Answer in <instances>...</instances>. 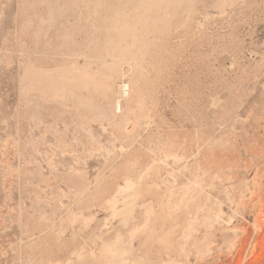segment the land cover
<instances>
[{
    "label": "rangeland",
    "instance_id": "rangeland-1",
    "mask_svg": "<svg viewBox=\"0 0 264 264\" xmlns=\"http://www.w3.org/2000/svg\"><path fill=\"white\" fill-rule=\"evenodd\" d=\"M135 258L264 264V0H0V264Z\"/></svg>",
    "mask_w": 264,
    "mask_h": 264
},
{
    "label": "bare ground",
    "instance_id": "bare-ground-1",
    "mask_svg": "<svg viewBox=\"0 0 264 264\" xmlns=\"http://www.w3.org/2000/svg\"><path fill=\"white\" fill-rule=\"evenodd\" d=\"M29 69H30V71L28 70V79H34V78H36V77H39V76H44V73H42V72H39V71H37V70H35V69H33L32 67H29ZM47 80V79H46ZM46 82V84H49L50 83V80H47V81H45ZM48 88V87H47ZM168 171V170H167ZM157 172V171H156ZM169 172V173H168ZM167 173V175H165V176H167L168 177V175L170 174V173H172L173 174V172H170V171H168ZM158 173V172H157ZM154 174H156V173H154ZM149 175V174H148ZM173 176H175V178L177 177L176 175H173ZM162 177H163V175H162ZM172 177V175L170 176V178ZM166 178V177H165ZM170 178H168V179H170ZM172 179V178H171ZM174 179V178H173ZM172 179V180H173ZM143 180V179H142ZM167 179H165L164 181H166ZM162 181H163V178H162ZM163 181V182H164ZM173 181H175V179L173 180ZM145 183H146V185H147V187H144L143 185H142V187H143V189L145 188V190H147L148 189V186L150 187V184L148 185V183L146 182V181H144ZM170 181H168V185H171L170 183H169ZM177 182V181H176ZM166 183V182H165ZM130 184H132V183H130ZM176 185V184H175ZM174 185V186H175ZM132 186H134L133 184H132ZM141 186V185H140ZM171 186H173V185H171ZM123 187H125V189L123 188ZM122 187V192H120L121 193V195H123V200L125 201V199L126 200H128L127 198H129V199H131L132 200V202H133V204H136L137 202H138V200H140L139 198H138V196L137 195H139V196H142V194H139L138 192H137V190H136V192H137V194L136 193H133V191L131 190V189H128V188H131L130 186L128 187V186H123ZM126 187H128L127 189H126ZM136 187V185L134 186V188ZM142 187L141 188H139V189H141V191H144L143 189H142ZM124 189V190H123ZM135 192V191H134ZM146 192V191H145ZM149 193H151V192H149ZM153 193H155V191L154 192H152L151 194H153ZM156 194H158L157 192H156ZM155 194V195H156ZM146 195V193L145 194H143V196H145ZM152 196V195H151ZM153 196H154V194H153ZM153 196H152V199H157V200H155L154 201V203H158L157 205H161V204H159L160 202V199H158L156 196H154V197H156V198H153ZM131 197V198H130ZM158 197H159V195H158ZM161 197H163V196H161ZM165 197H167V196H165ZM150 198V197H149ZM115 200V199H114ZM159 200V201H158ZM113 202H115V201H113ZM131 202V201H130ZM115 205V204H114ZM114 205L112 206V204H111V207H114ZM132 205V204H131ZM157 205L155 204V206L157 207ZM128 206V205H127ZM162 206V205H161ZM116 207V206H115ZM164 207V206H163ZM163 207H161V212L162 213H160L159 212V214H161V215H164L165 216V214H166V212L165 213H163L164 212V209H162ZM112 209V208H111ZM112 212H114V211H112ZM125 212V211H124ZM117 212H115V213H113V214H116ZM120 213V212H119ZM118 213V214H119ZM126 213V212H125ZM130 213V212H129ZM118 214H116V215H118ZM125 214H123V217H122V220H123V218H124V220H128V219H130L131 217L130 216H128V214L127 215H125ZM169 215L170 214H168V216L166 215L165 217H169ZM174 215V214H173ZM179 215V214H178ZM154 216V215H153ZM160 215H158V217H155V218H159V221H157V219H156V223L154 222V221H152V223H153V225L152 224H150V226L152 225V227L149 229L148 227V229L150 230H148L149 232H147V230L144 232V233H146L145 235L147 236V235H149L148 236V240H151V239H153V240H156V243H158L159 245H161V247H163L164 249H166L167 250V248L168 247H170V245L171 244H169V238H171V236H173L170 240L171 241H173V244L174 243H176V245H177V242H178V240L175 238V233H174V229L172 230V228L170 229H167L166 231L164 230V228L166 227V222L168 221V219L170 218H166V219H162V217L160 218L159 217ZM119 217V216H118ZM129 217V218H128ZM126 218H128V219H126ZM150 218V217H149ZM123 220V221H124ZM156 226H159L160 227V229L162 230V232H160V235L159 234H157V231H155V227ZM174 228V227H173ZM145 230V229H144ZM176 231V230H175ZM141 233H143V232H141ZM148 233V234H147ZM171 234V235H170ZM137 235V234H136ZM144 235V234H143ZM179 235V233H177V236ZM180 235H181V233H180ZM138 236L142 239V240H139L140 242V244H143V242H144V240L146 241V238H145V236L143 237L142 235L140 236L139 235V233H138ZM138 236H135V237H137L138 238ZM170 236V237H169ZM135 237H134V240H135ZM143 237V238H142ZM145 238V239H144ZM182 238V237H181ZM144 239V240H143ZM138 240V239H137ZM152 240V241H153ZM180 241V243H181V239H179ZM185 242V241H184ZM180 243H178V244H180ZM173 246V245H172ZM180 246V245H179ZM173 247H175V245L173 246ZM178 247V246H177ZM179 248V247H178ZM110 250H111V252H112V257H111V259L112 260H122V261H124V259H126V258H128L130 255H129V253L131 252L130 251V248L128 247V246H126V245H123V244H121V243H117L115 246H112V249L110 248ZM180 250V249H179ZM178 252V251H177ZM127 253H128V255H127ZM167 256H166V258H164L163 260H170V258H169V256H168V254H166ZM173 262V261H172ZM122 263H124V262H122ZM127 263V262H126ZM168 263H170V262H168ZM133 264H148V263H146V261H144V260H142V259H140V258H135V260H134V262H133ZM173 264H174V262H173Z\"/></svg>",
    "mask_w": 264,
    "mask_h": 264
}]
</instances>
